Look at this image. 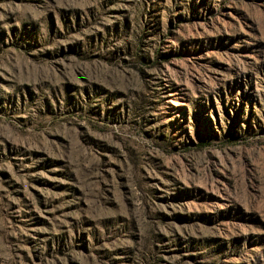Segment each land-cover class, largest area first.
Returning a JSON list of instances; mask_svg holds the SVG:
<instances>
[{
    "label": "rangeland",
    "instance_id": "1",
    "mask_svg": "<svg viewBox=\"0 0 264 264\" xmlns=\"http://www.w3.org/2000/svg\"><path fill=\"white\" fill-rule=\"evenodd\" d=\"M0 264H264V0H0Z\"/></svg>",
    "mask_w": 264,
    "mask_h": 264
},
{
    "label": "trees",
    "instance_id": "2",
    "mask_svg": "<svg viewBox=\"0 0 264 264\" xmlns=\"http://www.w3.org/2000/svg\"><path fill=\"white\" fill-rule=\"evenodd\" d=\"M199 146H202V144H200Z\"/></svg>",
    "mask_w": 264,
    "mask_h": 264
}]
</instances>
